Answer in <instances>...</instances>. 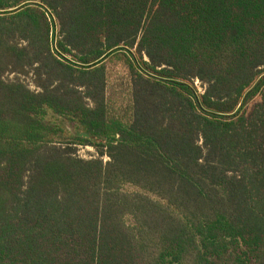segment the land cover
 <instances>
[{"label":"trees","instance_id":"16d2710c","mask_svg":"<svg viewBox=\"0 0 264 264\" xmlns=\"http://www.w3.org/2000/svg\"><path fill=\"white\" fill-rule=\"evenodd\" d=\"M0 264H264V0H0Z\"/></svg>","mask_w":264,"mask_h":264},{"label":"rangeland","instance_id":"374dc122","mask_svg":"<svg viewBox=\"0 0 264 264\" xmlns=\"http://www.w3.org/2000/svg\"><path fill=\"white\" fill-rule=\"evenodd\" d=\"M109 69H110V75L111 77H116L118 75H124L125 71L124 68L121 66V63L119 62H112L109 64ZM9 77H14V74H9ZM19 77L24 80L26 83H28L32 88H36V86L32 82V75L29 74L27 76L19 75ZM196 83V82H195ZM200 90L203 89L201 83L197 84ZM78 156L82 158H91L94 156H97L96 151L93 147L91 146H78L77 150L75 152ZM107 160V158H105Z\"/></svg>","mask_w":264,"mask_h":264},{"label":"built area","instance_id":"2783aa9c","mask_svg":"<svg viewBox=\"0 0 264 264\" xmlns=\"http://www.w3.org/2000/svg\"><path fill=\"white\" fill-rule=\"evenodd\" d=\"M199 83H200V81L197 80V81H196V85L199 84Z\"/></svg>","mask_w":264,"mask_h":264}]
</instances>
